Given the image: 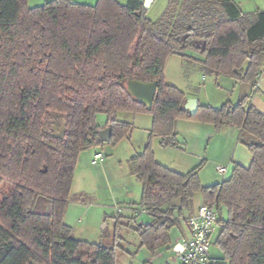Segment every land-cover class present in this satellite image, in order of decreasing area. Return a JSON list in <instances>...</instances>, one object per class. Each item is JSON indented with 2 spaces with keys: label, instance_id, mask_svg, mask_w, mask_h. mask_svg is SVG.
<instances>
[{
  "label": "trees",
  "instance_id": "16d2710c",
  "mask_svg": "<svg viewBox=\"0 0 264 264\" xmlns=\"http://www.w3.org/2000/svg\"><path fill=\"white\" fill-rule=\"evenodd\" d=\"M146 13L140 0L37 7L0 0V264H117L122 227L153 255L169 245L196 194L221 214L214 244L222 257L215 261L210 252V264H264V114L250 104L252 92L190 114L183 92L163 79L166 59L191 50L208 72L255 86L264 64V12H244L234 0H168L157 20ZM128 80L157 82L150 110L129 95ZM123 112L150 114V134L162 146H174L178 119L236 128L251 162L202 186L197 169L173 171L147 146L127 166L150 221L113 216L111 246L77 240L64 222L74 164L81 151L103 144L97 114L106 116L109 144L129 135L131 125L117 119ZM50 114L62 117L61 131L46 125Z\"/></svg>",
  "mask_w": 264,
  "mask_h": 264
},
{
  "label": "rangeland",
  "instance_id": "374dc122",
  "mask_svg": "<svg viewBox=\"0 0 264 264\" xmlns=\"http://www.w3.org/2000/svg\"><path fill=\"white\" fill-rule=\"evenodd\" d=\"M26 1L29 7H37L45 2ZM234 1L245 12L264 10V0ZM181 55L185 57L177 55L166 59L163 79L166 84L182 91L185 100H196L199 105L214 109L227 102L231 104L238 102L240 85L229 78L208 72L200 62L202 56L199 53L184 50ZM117 119L131 125L129 135L114 145L104 143L81 151L73 167L64 222L71 228L72 237L77 240L111 246L115 234L112 217L118 216L117 208L123 210L121 214L123 218L136 215V224L150 221V217L140 207L141 184L129 173L127 166V161L136 153H142L147 146L152 151L154 159L168 167L182 172L197 169L202 186L221 183L229 176L232 162H241L240 159L243 158L244 161L247 158L250 160L251 157L249 151L237 142L235 136L230 137V131L237 130L233 127L229 128L231 130H224L225 127L215 129L208 123L178 119L174 125V146H162L159 142L160 137L150 134L152 125L150 114L123 112L117 114ZM95 122L100 128H104L106 116L102 113L97 114ZM46 125L61 131L62 117L50 114ZM225 131H228L227 134ZM96 153L102 158L94 163ZM217 166L225 167L226 174H219ZM198 197V194L194 196V205L199 203ZM186 214L185 211L183 215ZM222 214L226 216L225 211ZM175 216L179 218L177 214ZM179 220V226L174 227L169 233L168 247L157 250L153 255L144 248L139 249V239L134 231L122 227L119 233L121 240L117 264H177L170 248L180 233H186L182 218ZM216 236L217 231L212 235L210 252L211 257L218 261L222 253L214 244Z\"/></svg>",
  "mask_w": 264,
  "mask_h": 264
},
{
  "label": "built area",
  "instance_id": "2783aa9c",
  "mask_svg": "<svg viewBox=\"0 0 264 264\" xmlns=\"http://www.w3.org/2000/svg\"><path fill=\"white\" fill-rule=\"evenodd\" d=\"M101 158L100 154H94L93 162L96 163ZM216 170L222 175L227 172L223 166H217ZM116 211L117 215L122 216L123 210L117 208ZM220 218L221 214L214 204L198 206L184 220L186 235L181 236L172 246L174 261L177 264H210L211 238L218 229Z\"/></svg>",
  "mask_w": 264,
  "mask_h": 264
},
{
  "label": "crops",
  "instance_id": "0c3cea01",
  "mask_svg": "<svg viewBox=\"0 0 264 264\" xmlns=\"http://www.w3.org/2000/svg\"><path fill=\"white\" fill-rule=\"evenodd\" d=\"M29 1V0H28ZM45 2H48V0H43ZM50 1V0H49ZM72 3H75V4H81V5H87V6H93L95 5V3L97 2V0H70ZM120 5L124 6L127 4V1L128 0H116ZM43 2V4L45 3ZM167 2L168 0H153V2L150 4V6L146 9L147 10V13H146V17L151 20V21H155L157 20L159 17V14L162 13V11L165 9L166 5H167ZM28 5V4H27ZM153 12V13H152ZM245 12V11H244ZM255 12V10H254ZM256 12H264V10H260V9H257ZM151 14V15H150ZM238 86L240 85V83H237L235 82ZM252 90V91H251ZM249 91L252 92L251 95H250V104L255 107L260 113L264 114V64L261 68V71L260 73L258 74L257 76V79H256V85L252 87ZM187 100H185L184 104L186 103ZM196 101V100H195ZM197 102V101H196ZM199 105V103L197 102V106ZM184 106V105H183ZM108 127H104V128H101L100 131H103L105 129H107ZM231 127H225L224 130H231L229 129ZM99 131V132H100ZM226 134L228 131H225ZM239 136V131L238 130H234V131H230V137H236V139L238 140V136ZM161 142V138H160V141ZM239 144H241L239 141H237ZM109 143V142H108ZM104 144V143H103ZM242 145V144H241ZM97 154V153H96ZM136 154H140V153H136ZM135 154V155H136ZM241 162H232V168L235 164H238V165H241V166H244V167H247L250 162H251V157H250V160L249 158H247L245 161H244V158L243 159H240ZM156 162H158L159 164L173 170V171H176V172H179V173H187V172H182L181 170H178V169H175L173 167H168L166 165H164L163 163L159 162L158 160H156ZM176 168H179V167H176ZM232 170V169H231ZM231 173V172H230ZM230 176V174H229ZM228 176V177H229ZM227 177V178H228ZM226 178V179H227ZM224 179V180H226ZM223 180V181H224ZM198 200H199V203L194 205L193 203V210L191 212H187L186 215H184V217H187L189 216L190 214H193L197 207L201 204L202 202V198H201V195L198 194ZM66 224V223H65ZM184 224V222H183ZM186 233H180L177 238H176V241L181 237V236H185ZM175 241V243H176ZM168 247V245H167ZM172 249V245H171V248Z\"/></svg>",
  "mask_w": 264,
  "mask_h": 264
},
{
  "label": "water",
  "instance_id": "95a60500",
  "mask_svg": "<svg viewBox=\"0 0 264 264\" xmlns=\"http://www.w3.org/2000/svg\"><path fill=\"white\" fill-rule=\"evenodd\" d=\"M141 4L143 5L144 9H147L150 4L153 2V0H140ZM196 45L201 49V51L204 48V42L203 41H197ZM123 84H125L126 90L129 93V95L139 104L144 105L148 110L151 109L152 103L156 96V89H157V82H140L137 80H128L123 81ZM251 84L247 83H241L239 88V95H238V101L245 99L249 91L252 89ZM197 102L195 100H187L184 104L183 108L190 112V114H194L197 110ZM111 135V129L107 128L103 131L99 132V141L101 143H108L110 140Z\"/></svg>",
  "mask_w": 264,
  "mask_h": 264
}]
</instances>
